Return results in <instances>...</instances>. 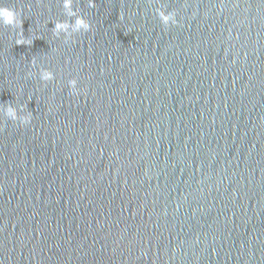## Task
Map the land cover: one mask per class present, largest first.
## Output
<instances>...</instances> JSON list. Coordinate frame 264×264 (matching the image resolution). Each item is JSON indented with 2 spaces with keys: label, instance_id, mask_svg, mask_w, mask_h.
<instances>
[{
  "label": "water",
  "instance_id": "1",
  "mask_svg": "<svg viewBox=\"0 0 264 264\" xmlns=\"http://www.w3.org/2000/svg\"><path fill=\"white\" fill-rule=\"evenodd\" d=\"M0 6V264H264V0Z\"/></svg>",
  "mask_w": 264,
  "mask_h": 264
},
{
  "label": "clouds",
  "instance_id": "2",
  "mask_svg": "<svg viewBox=\"0 0 264 264\" xmlns=\"http://www.w3.org/2000/svg\"><path fill=\"white\" fill-rule=\"evenodd\" d=\"M63 14L66 18L64 20H57L53 22L54 27L51 29L52 33L56 37H60L63 35L65 43H68L73 34L88 32L90 30V24L87 19H85L82 15L79 14V9L74 8V0H61ZM87 6L89 8L95 7V0H87ZM157 15L160 22L167 27L170 23L175 25L177 23L175 19V13L173 11H168L167 13L160 8H157ZM0 26H9V27H17L21 28V20L19 18L18 13L8 6H0ZM18 38L15 43L17 45L24 44L30 45L32 40L26 39L22 31L17 33ZM32 63H35L33 60ZM54 78L52 71L44 68L39 71V79L42 82L51 81ZM76 80L71 79L68 81V86L70 90L74 93L77 91L76 89ZM19 111L23 113V106H20ZM2 115L7 119L15 122L19 121L21 125L29 124L32 118V114L24 113L18 114V110L16 107L12 105H5L0 109Z\"/></svg>",
  "mask_w": 264,
  "mask_h": 264
}]
</instances>
